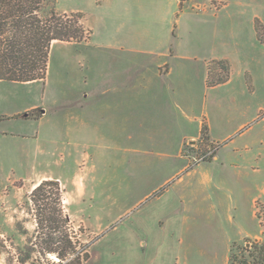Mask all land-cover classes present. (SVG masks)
Wrapping results in <instances>:
<instances>
[{
	"label": "crops",
	"instance_id": "1",
	"mask_svg": "<svg viewBox=\"0 0 264 264\" xmlns=\"http://www.w3.org/2000/svg\"><path fill=\"white\" fill-rule=\"evenodd\" d=\"M60 12L89 14L81 10ZM89 15L92 35L86 43L57 41L52 47V50L59 45L74 47L72 61L80 72L79 81L70 85L71 91L66 79L64 96L54 103L63 105L60 111L64 113L65 136L71 144L69 157L81 159L84 167L94 160L91 166L94 168L96 161L103 160L100 147L102 137L106 136L107 143L114 144L117 150L128 144L130 152L145 155V160L138 164L145 168H151L147 157L153 154L163 158L160 166L168 167L169 161H173L177 170L171 177L181 173L200 175L202 184H211L212 195L229 196L230 202L236 195V216L229 213L233 207L229 204L223 226L228 234L220 241L221 246L227 247V264L234 243L263 242L264 227L258 212L264 204V184L257 178L253 181L254 188L249 190L246 172L248 169L258 172L263 163L262 153L239 154L237 161L230 162L241 168L237 181L245 185L236 194L231 187L232 179L213 175L202 169L201 163L188 172L191 161L183 152L186 145L200 140L205 124L210 138L208 149L215 153L204 162L210 163L208 166L219 162L225 166L234 157L222 156L214 145L220 135L212 122L214 116L207 109L215 113L216 109L234 103L238 114L245 117L262 109L256 69L264 66V43L257 33V23L264 25V0H93ZM220 61L229 63L230 78L223 84L209 86L210 68L221 72V66L214 64ZM236 73L244 77L241 90L234 87ZM45 91L44 88L42 100ZM41 99L28 110L43 105ZM57 111L43 108L42 117L34 122L43 124L47 117L56 116ZM222 113L219 112L222 116L219 125L227 130L232 118L229 115L225 118ZM245 125L240 123L237 131ZM0 133L15 135L6 129ZM77 135L81 136L80 150L74 146ZM48 141L55 151L56 139ZM253 143L245 144L244 151L250 152ZM238 150L235 148L234 152ZM38 152L40 156L53 157L42 146ZM90 172L68 178L44 174L34 189L43 181L55 180L66 190L72 187L84 196ZM170 179L163 183H169ZM201 189L192 182L178 195L169 196L163 191L146 211L137 214L130 227L133 239L121 241V245L130 244V264H211L216 260L217 236L198 237L201 227L194 226L192 221L210 213L200 207L201 203H191L192 195H204ZM249 202L250 216L246 207ZM233 228L239 231V236L231 233Z\"/></svg>",
	"mask_w": 264,
	"mask_h": 264
},
{
	"label": "rangeland",
	"instance_id": "2",
	"mask_svg": "<svg viewBox=\"0 0 264 264\" xmlns=\"http://www.w3.org/2000/svg\"><path fill=\"white\" fill-rule=\"evenodd\" d=\"M92 8L93 0H58L57 4L58 11L81 10L90 14ZM89 14L87 16L82 13L86 30H90L92 21V16ZM74 49L72 46H56L51 51L47 78L45 81H37L39 84L8 81L0 83V132L6 129L9 133H15V135L0 133V264H10L11 260L13 264H20L17 259V249L28 244L29 239L35 243L37 249H40V239H37L40 235L36 232L37 225L29 214L31 209L29 198L33 195L38 178L44 174L68 178L74 174L82 175L87 170L92 172H90V177H86L87 193L84 196L79 195L72 187L66 190L64 185L58 181L63 195L64 214L70 218V225H68L70 228L67 229L72 233L78 251L83 254L85 246H88L90 259L86 264H130V244L124 242L121 245V241H128V238L133 239L130 236L132 220L139 212L146 211L151 201L161 192L166 191L169 196L178 195L186 185L192 182L196 187L201 186L204 195H192L191 203L195 205L201 203L200 207L210 211L208 215L195 217L192 220L194 226L201 227L197 235L198 237L217 236V258L211 264H227V247L221 246L220 241L221 237L228 234L223 226L226 225V210L229 211V204H233L229 213L236 216L235 208L238 206L236 195L232 196L231 202L229 196L212 195L214 190L211 184H202L200 175L181 173L171 177L177 170L176 163L169 161L168 167H164V164L161 167L160 163L163 158L156 154L147 157V161L151 162V168L140 166L138 164L145 160V155L130 152L128 144L125 145L126 152L123 151L125 147L123 150H117L114 144L107 143L106 136L102 137L104 140L100 147L103 160L101 159L99 163L96 161L97 165L94 168L91 167L94 160L84 167L79 162L81 159L69 157L71 144L65 136L64 113L60 111L63 105L54 103L57 98L64 96L66 79L69 83V91H71V83L80 79V72L72 61ZM256 72L257 90L259 96L262 97L260 98L262 103L259 106H262V109L254 114L249 113L247 117L238 114L234 103L222 106V110L216 109L215 113L211 108L207 109L209 114L214 116L212 122H215L216 133L220 135L217 136L218 139H215L214 145L221 150L222 156L229 154L234 159H228L230 161H227L225 166L221 162L210 166H208L210 163L204 161H198L195 164L194 159L201 160L208 155L204 158L208 161L215 153V150L208 149V141L202 142L201 140L194 142V145H186L183 152L184 156L189 157L191 161L188 172L201 163L202 169L210 170L213 175L218 174L232 179L231 187L236 194L241 191V187H245L243 183L240 184L237 181L241 168L230 165L232 160L237 161L239 154L247 155L245 153H257L258 151L262 153L263 163L258 167V172L252 169L246 172L249 175V190L254 188L253 181L257 178L260 183L264 184V66H259ZM234 80L235 89L241 90L244 77L236 73ZM44 88L45 98L42 100ZM40 99L43 105L28 110ZM43 108L49 109L50 112L58 109V114L52 119L47 117L43 124L34 122L42 117ZM221 111L223 115L226 114L225 118L228 115L232 118V124L226 127L227 130L219 125L222 117L219 114ZM16 113L20 114L8 117ZM240 123L246 125L237 131ZM52 137L58 143L55 151L48 141ZM74 139L77 140L74 146L80 150L81 136L77 135ZM252 143L253 148L250 152L244 151L245 144ZM39 146H42L45 152H52L53 157L40 156ZM235 148L239 149L238 152H234ZM62 155H64L63 158ZM132 163H137V166L134 167ZM167 178H171L169 183H163ZM190 188L189 191L192 190ZM50 191H52L50 187L46 186L42 193L53 195L54 192L51 194ZM255 191L252 193L255 194ZM250 204L251 202L246 206L248 216L251 215ZM258 213L264 220V204L260 205ZM231 233L239 236V231L235 228ZM238 245L250 247L251 243L245 241ZM213 249L210 250L213 251ZM236 253H239L238 249ZM58 261L56 256L50 255L48 259H42L40 264H52Z\"/></svg>",
	"mask_w": 264,
	"mask_h": 264
},
{
	"label": "trees",
	"instance_id": "3",
	"mask_svg": "<svg viewBox=\"0 0 264 264\" xmlns=\"http://www.w3.org/2000/svg\"><path fill=\"white\" fill-rule=\"evenodd\" d=\"M58 0H0V81L30 83L45 81L48 75L53 44L59 42L82 43L91 38L86 30L82 13H60ZM258 38L264 43V25L257 23ZM221 72L210 68L209 86L225 83L231 75L228 62H214ZM208 127L204 124L200 140L209 141ZM49 186L53 195H46ZM29 214L37 225L40 249L29 243L18 250L20 264H40L50 255L58 258L52 264H86L90 259L88 246L84 253L77 250L70 228V218L64 214L63 195L58 181L40 183L30 195ZM258 218L264 227L260 213ZM65 226H67L65 228ZM27 233V232H25ZM250 247L234 243L229 264H264V241L251 242ZM32 244V245H30ZM236 249L239 253H236ZM13 264V261H10Z\"/></svg>",
	"mask_w": 264,
	"mask_h": 264
},
{
	"label": "built area",
	"instance_id": "4",
	"mask_svg": "<svg viewBox=\"0 0 264 264\" xmlns=\"http://www.w3.org/2000/svg\"><path fill=\"white\" fill-rule=\"evenodd\" d=\"M210 156V155H209ZM205 157H208V155H206ZM205 157H203L201 160H197V159H194L193 161H194V163L196 164V163H198V161H205Z\"/></svg>",
	"mask_w": 264,
	"mask_h": 264
}]
</instances>
